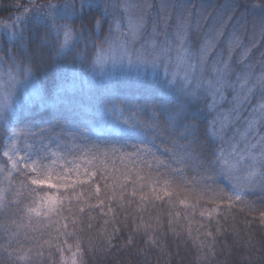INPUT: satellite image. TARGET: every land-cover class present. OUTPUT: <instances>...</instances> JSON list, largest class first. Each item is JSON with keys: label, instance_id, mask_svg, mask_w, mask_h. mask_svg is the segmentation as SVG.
Returning <instances> with one entry per match:
<instances>
[{"label": "snow or ice", "instance_id": "snow-or-ice-1", "mask_svg": "<svg viewBox=\"0 0 264 264\" xmlns=\"http://www.w3.org/2000/svg\"><path fill=\"white\" fill-rule=\"evenodd\" d=\"M19 6L23 12L0 25V35L12 46L8 49L12 63L6 71L0 57V126L11 130L2 146L6 159H0V255L9 264H35V258L45 256V245L52 264H56L54 254L60 264H83L85 252L95 248L80 234L85 227L93 229V211L102 217L111 213L112 220L103 223L115 224L116 210L111 205L117 189L119 200L128 205L138 197L137 211L152 201L167 200L175 207L174 198L195 209L188 201L189 193H195L197 202L207 197L215 205L202 210V217H211L221 204L241 210L246 206L264 224V210L246 200L257 189L264 193V71L257 73L245 63L247 49L236 62L240 67L233 64L232 53L240 46L236 33L227 41V56L218 50L224 25L194 43L188 12L176 16L169 33L172 17L167 0H160L155 9L151 0L144 4L120 0L111 5L105 0H80L79 8L69 2L29 0L28 6ZM242 6L240 0H235V7L225 5V23ZM82 42L85 50L91 45V57L78 51ZM13 48L23 54L22 59H17ZM49 55L65 63L57 65L52 89L42 92L34 69ZM76 56L88 61L93 75L99 72L109 81L118 72L134 73L138 94L145 101L159 94L160 103H134L133 97L105 86L89 104H73L69 91L88 83L76 71H68L67 61ZM20 88L25 96L18 103ZM229 90L232 107L217 111L227 101ZM204 100L211 119L194 107ZM37 104L54 110L52 121L28 135L14 131L17 120L33 112ZM76 110L87 118V126L70 131L71 114ZM229 129H233L231 137L227 136ZM89 132L98 137H135L141 142L131 145L133 152L124 151L122 144L102 147L76 142L87 141ZM157 140L170 163L157 154ZM116 160L124 167H117ZM188 168L203 173L200 179H187ZM208 173L224 176L231 191L205 183L214 180ZM182 195L185 198L179 199ZM86 212L85 225L82 216ZM175 216L179 218L180 213ZM156 220L154 227L140 217L133 231L143 233L155 245L157 239L149 233L161 227L159 217ZM119 231V227H113L112 233L106 227L102 230L109 250L115 247L112 241ZM29 232H39V236ZM127 243L131 245L132 237ZM208 248L211 251V245Z\"/></svg>", "mask_w": 264, "mask_h": 264}, {"label": "trees", "instance_id": "trees-1", "mask_svg": "<svg viewBox=\"0 0 264 264\" xmlns=\"http://www.w3.org/2000/svg\"><path fill=\"white\" fill-rule=\"evenodd\" d=\"M258 1L263 8L264 0ZM37 2L47 3L49 0H37ZM51 2L55 4L74 3L77 8L80 5V0H51ZM28 3L29 0H0V25L20 15L23 12V7L19 5L28 6ZM75 26L79 27V23L76 22ZM106 30L107 25H105ZM83 44L82 42L79 48H84ZM10 47L12 46L8 43L7 38L0 35V57H3V61L5 62L10 61L8 54ZM92 51L93 49L90 44L87 50L84 49L86 56H89ZM13 52L17 56V59L23 58V54L19 52L18 48H13ZM71 60L72 58L68 61ZM50 63H54L55 67L51 69ZM58 64H62V62L59 60L53 62L49 56L45 63L35 68L34 71L39 77L43 75L44 78L49 80L50 75L55 74ZM41 82L45 92H47L49 83L43 79H41ZM114 91L121 95L133 97V102L138 104L145 102L159 104L161 101L159 94L145 101L144 97L138 94L136 86L133 84L117 87ZM98 95L100 93H95L87 102L81 101L82 98L72 99L73 104L83 103L87 105ZM198 104L201 107V104ZM194 106L196 108L198 105L195 104ZM33 108V112L25 113V118L17 120L14 131L28 135L38 132L41 127L47 126L46 121H52L54 115L53 109L41 108L38 104L34 105ZM199 111L202 117L208 119V115L204 110H200L199 108ZM71 123L72 127L68 130L82 129L87 126V118L82 117L79 110H76L71 114ZM200 123V131L203 134L205 123L203 120ZM9 131L11 130L6 126H0V159H6L2 157V146ZM76 142L94 143L102 147L108 144H122L125 145L124 151L133 152L134 149L131 145L139 144L141 141L135 137H98L96 133L89 132L87 141L77 140ZM154 144L157 147V154L170 163L168 154L165 152L161 142L157 140ZM115 163L119 168L124 167V164L119 160H116ZM202 174L194 168H188L184 173L189 180H199ZM208 175H212L214 180L205 181V183L211 185L213 189L222 188L225 192L231 191L229 181L224 176L216 175L215 173H208ZM109 195H111L110 192ZM119 196L120 192L117 189V199L111 205L116 210L115 224L109 223L105 226L103 223L104 219L112 220L111 213L107 217H102L95 211L90 213L94 217L92 221L93 229L89 231L85 227L83 233L80 235L86 243H91L95 250L85 252L83 264H264V224L259 222L255 213L249 214L246 206L241 210L240 207L229 209L226 204H221L218 212L214 213L211 217L207 215L202 217L200 215L202 210L205 208L210 209L215 207V205L208 203L207 197L197 202L195 193H189L188 196L189 203L196 205L195 209L192 207L186 208L174 198L175 207L170 205L167 200L152 201L143 205V211H137L138 207H140L138 197L131 205H128L126 200L120 201ZM184 198L183 195L179 197V199ZM246 200L254 203L257 208L264 210V193L260 192L259 189L248 193ZM91 202L95 203L96 201L93 199ZM121 204H123V207H119ZM176 212L180 213L179 218H176ZM125 213H127V216H125ZM88 215L86 212L82 216L85 225L88 222ZM140 217H143L145 222L152 223L154 227L157 223L156 218L159 217L161 227L155 233H149V235H153L157 239L155 245L149 243L148 237L143 233L133 231ZM169 219L172 220L171 225L168 223ZM35 226L42 227V225ZM105 227L107 233H112L113 227H119L120 229L119 233L115 234V238L112 241L115 247L111 250L108 249L106 237L102 234V230ZM208 232H211L212 236H208ZM29 234L36 237L39 236V232H29ZM129 237H132L131 245L127 243ZM69 242L71 243V241ZM202 243L205 245L203 248H201ZM208 245H211V251ZM44 251L45 256L43 258H35V264H52V261L47 256L46 245ZM65 255L69 254L65 253ZM54 259L56 264H60L58 255L54 254ZM0 264H9V261L6 257L0 255Z\"/></svg>", "mask_w": 264, "mask_h": 264}, {"label": "rangeland", "instance_id": "rangeland-1", "mask_svg": "<svg viewBox=\"0 0 264 264\" xmlns=\"http://www.w3.org/2000/svg\"><path fill=\"white\" fill-rule=\"evenodd\" d=\"M105 2L111 4H119L120 0H105ZM137 4H144L145 0H134ZM153 3L154 9L158 8L160 0H151ZM169 9L171 12V20L169 21V33L172 32V28L175 25V20L177 15H187L188 12L191 13L189 17L190 23V39L194 43H198L203 40L206 35L213 34L214 31L220 28L221 25H224V35L221 38L218 44V50H224L225 56H227V41L233 33L239 37L240 46L236 47L232 53L233 64L237 68L240 65L236 62L240 59L241 53L244 49L248 50L247 58L245 60L246 64L251 65L257 73L264 71V28L261 27L262 21H264L263 8L260 6L258 0H243L240 3L243 5L238 9L234 18L231 21L227 20V13L224 10L225 5H232L235 7V0H167ZM112 11V9H109ZM155 15V12L151 14ZM151 29V17L149 21V30ZM161 39L163 35L161 34ZM84 45V44H83ZM78 51L84 53V48L80 47ZM85 54V53H84ZM94 54V50L88 57ZM51 57V55H49ZM51 61H58L51 57ZM61 61V60H59ZM62 64L65 61H61ZM12 61L5 62L3 61V70H7V66L11 64ZM69 64L68 71H76L79 75L88 81L87 84L79 85L77 84L74 90H70L68 96L70 99H79L81 101L87 102L95 93H102L105 90V86L114 90L117 87H122L125 85H135V74L125 75L124 73H117L112 77V80L109 81L106 75H102L99 72L93 75L89 70V63L81 56H76L72 58L71 61H67ZM51 69L55 67L54 63H50ZM110 70V69H109ZM43 73V72H42ZM44 74V73H43ZM45 75V74H44ZM56 75L52 74L49 77V80L42 77H39L35 72L37 83L39 84L42 92H45L42 85L41 79L48 82V91L53 87V79ZM52 80V81H51ZM69 88L71 89L72 81L69 79L67 82ZM233 93L231 90L226 92L227 101L224 102L217 108V111L221 109L227 110L232 107ZM25 96L24 89L20 88L17 91L16 101L18 103L23 102ZM77 102V101H76ZM207 100L201 101V107L199 104L196 109L204 110L208 115V119H211V116L207 112L206 104ZM256 103V99L252 100V104ZM195 107V106H194ZM199 107V108H198ZM247 112H244L243 115L247 116ZM236 127H241L240 124H237ZM233 135V129H229L227 136L231 137Z\"/></svg>", "mask_w": 264, "mask_h": 264}]
</instances>
